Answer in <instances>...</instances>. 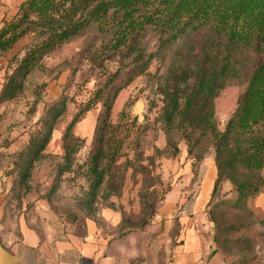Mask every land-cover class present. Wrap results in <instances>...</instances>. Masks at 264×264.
<instances>
[{
  "label": "trees",
  "instance_id": "16d2710c",
  "mask_svg": "<svg viewBox=\"0 0 264 264\" xmlns=\"http://www.w3.org/2000/svg\"><path fill=\"white\" fill-rule=\"evenodd\" d=\"M148 26L157 34L155 51L145 60L138 54L123 83L114 86L113 80L107 81L66 125L59 174L71 169L83 145L84 140L74 135L76 124L102 102L88 169L90 198L96 197L130 135L126 123L110 121L118 92L152 59L169 58L158 83L167 144L172 131L178 132L193 166L214 149L216 172L207 205L226 182L236 194L234 205L255 197L264 186V0H24L0 28V57L30 36L2 85L0 104L20 96L29 74L44 69L43 59L57 47L89 32L92 41L80 56L106 71L122 50H135ZM234 81L242 82L243 88L235 111L219 130L214 99ZM66 109L67 100L61 98L40 120L41 131L31 139L34 147L22 179L29 177L33 161L42 157Z\"/></svg>",
  "mask_w": 264,
  "mask_h": 264
},
{
  "label": "rangeland",
  "instance_id": "374dc122",
  "mask_svg": "<svg viewBox=\"0 0 264 264\" xmlns=\"http://www.w3.org/2000/svg\"><path fill=\"white\" fill-rule=\"evenodd\" d=\"M23 1L0 0V28L16 15ZM29 41L30 36L22 38L0 57V90ZM89 41L92 34L88 32L57 47L43 59L44 69L29 74L22 94L0 104V209L3 212L0 221L14 225L23 211L37 208L77 212L82 219L93 218L100 227L102 224L103 235L110 242L124 239L131 232L138 233L140 247L147 250L163 232L167 217L158 212H207L214 241L227 263L264 264V211L255 205L257 197L264 194V186L258 195L241 200L238 206L233 204L236 194L228 182L209 205L210 191L199 202L206 187L209 160H214V149L210 148L201 162L193 166L178 132L172 131L171 144H167L162 119L164 103L158 83L170 63L169 58L152 59L145 71L118 92L110 121L126 123L130 135L124 142L122 155L105 177L109 183L105 182L96 197L90 198L88 169L102 102H97L76 124L74 135L84 140L83 145L75 154L71 169L59 174L63 162L62 134L75 112L107 81L113 80L114 86L123 83L135 66L137 55L141 54L145 60L155 51L157 34L148 26L135 50H122L106 65V71L80 56ZM242 88V82L234 81L215 97L219 130H223L235 111ZM61 98H66L67 109L56 122L42 157L33 161L29 177L22 179L34 147L30 145L31 139L41 131L40 120ZM106 207L119 212V223L101 220L99 212ZM155 219L161 227H151ZM171 220L168 237L173 242L179 223L178 217Z\"/></svg>",
  "mask_w": 264,
  "mask_h": 264
},
{
  "label": "crops",
  "instance_id": "0c3cea01",
  "mask_svg": "<svg viewBox=\"0 0 264 264\" xmlns=\"http://www.w3.org/2000/svg\"><path fill=\"white\" fill-rule=\"evenodd\" d=\"M215 172L214 160H209L199 202L209 194ZM255 205L264 211V194ZM23 212L14 225L0 221V264H229L216 246L207 212H158L167 217L163 232L147 250L140 247L138 233L110 242L103 235L102 224L100 227L93 218L82 219L77 212L44 208ZM2 213L0 209V217ZM99 215L114 224L121 220L119 212L107 207ZM173 216L178 217L179 226L172 242L168 234ZM157 222L155 219L151 227H161Z\"/></svg>",
  "mask_w": 264,
  "mask_h": 264
}]
</instances>
